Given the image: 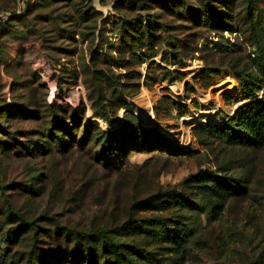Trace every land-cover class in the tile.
<instances>
[{
  "label": "rangeland",
  "instance_id": "374dc122",
  "mask_svg": "<svg viewBox=\"0 0 264 264\" xmlns=\"http://www.w3.org/2000/svg\"><path fill=\"white\" fill-rule=\"evenodd\" d=\"M263 98L264 0H0V264H89L58 226L115 241L94 264H264V141L203 128Z\"/></svg>",
  "mask_w": 264,
  "mask_h": 264
},
{
  "label": "trees",
  "instance_id": "16d2710c",
  "mask_svg": "<svg viewBox=\"0 0 264 264\" xmlns=\"http://www.w3.org/2000/svg\"><path fill=\"white\" fill-rule=\"evenodd\" d=\"M145 21L147 20L145 19ZM246 94L248 95V100L258 99L252 89L247 88ZM203 128L209 132L229 133L231 134L230 137L233 135V132L240 131L241 137L239 136V139H245L244 141L247 143L259 144L264 141V98L257 103L239 107L234 117L227 120L223 124L214 125L212 122H207ZM128 132L129 130H127L125 127H116L115 132H101V134H99V140L101 141L100 145L103 147V152L106 154L107 160L111 164H116V152L119 151L121 149L120 147L123 146L125 140L124 136H128ZM143 132L146 135L145 129ZM153 135L159 144L168 143L175 147L172 141L168 139L166 134L154 131ZM200 178H204V176H201ZM220 183L223 184V186H220L222 191L227 193L239 194L241 191H243V189L240 188V185H236L237 183L233 184L232 182L225 180ZM154 221L158 225L162 226L166 225L167 223L166 220L162 218H156ZM33 225L35 226V224ZM58 230L62 231V235L65 236L64 242L62 241L63 236H61L55 241V247L53 246L48 251L46 250L44 252V254L47 253L51 257H55L56 260L68 261L73 259L79 261L80 258L84 256L83 253H85L90 258L89 264H94L101 254L104 256V258H107V260H109L113 255L114 257L119 255L118 247L113 240H101L99 239L98 234L77 232L65 227L61 228L58 226ZM35 235L36 239L37 234ZM37 251H39V248ZM57 253H59L61 256H56L58 255ZM33 254L34 253L27 254L30 256L29 260L26 261L27 264H41L44 262L40 253L37 254L38 257L37 255L35 256L36 259Z\"/></svg>",
  "mask_w": 264,
  "mask_h": 264
}]
</instances>
